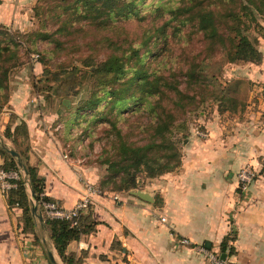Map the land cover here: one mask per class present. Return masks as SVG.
Here are the masks:
<instances>
[{
	"label": "trees",
	"instance_id": "obj_1",
	"mask_svg": "<svg viewBox=\"0 0 264 264\" xmlns=\"http://www.w3.org/2000/svg\"><path fill=\"white\" fill-rule=\"evenodd\" d=\"M34 8L44 26L49 21L57 24L43 36L55 44L42 49L27 45L11 25L0 23V110L9 99L11 72L25 63L23 53L36 50L47 64L74 46L103 51V58L86 57L79 67L81 86L89 84L90 94L71 105L62 103L71 109L64 119L68 132L74 122H86L89 134L96 125H107L102 160L109 176L101 179L102 190L110 183V190H129L141 180L178 168L191 118L203 115L209 102H215L220 113L244 109L238 96L212 84L210 61L217 56L232 62L263 60L257 39L248 31L259 24L257 14L264 15V0H52L37 2ZM48 81L40 78L33 85L44 82L41 87L48 88ZM13 121L4 134L15 144L23 165L11 148L0 144L3 166L20 173L18 185L6 194L7 202L22 209L19 225L24 231H35L41 214L64 263L81 264L82 257L68 245L93 229L94 221L82 214L72 225L68 219L45 215L38 201L46 179L29 161L28 124ZM263 171L264 161L259 168ZM228 237L221 241V253L233 251Z\"/></svg>",
	"mask_w": 264,
	"mask_h": 264
},
{
	"label": "crops",
	"instance_id": "obj_2",
	"mask_svg": "<svg viewBox=\"0 0 264 264\" xmlns=\"http://www.w3.org/2000/svg\"><path fill=\"white\" fill-rule=\"evenodd\" d=\"M34 1L0 0V23L28 22L32 16L22 13V7ZM25 67L9 77V99L0 110V144L15 149L5 126L26 120L29 161L45 176V192L72 206L84 194L91 168L75 163L64 150L61 131L49 124L58 112L37 111ZM246 118L216 111L203 119L206 135L191 129L178 168L139 187L94 195L83 213L94 221L93 229L72 240L68 250L82 257L81 264H207L199 246L209 241L210 248L221 252V241L230 236L233 251L225 253L231 263L264 264V171L248 190H241L237 176L244 165L262 167L264 121ZM21 213L0 189V264H65L41 214L32 232L19 225ZM184 237L190 242L183 243Z\"/></svg>",
	"mask_w": 264,
	"mask_h": 264
},
{
	"label": "rangeland",
	"instance_id": "obj_3",
	"mask_svg": "<svg viewBox=\"0 0 264 264\" xmlns=\"http://www.w3.org/2000/svg\"><path fill=\"white\" fill-rule=\"evenodd\" d=\"M41 1L43 4H47L52 0H36L30 6H23L22 13H26L28 16H32V18L29 19L28 22H19L16 25L11 26L18 36L25 40L27 45H36V47L40 49L46 46L52 48L55 42L52 41L47 43V39L43 38V36L47 31L55 29L57 24L49 21L46 26L43 25L40 15L36 14L34 8L36 3ZM257 18L259 24L257 27H252L248 33L253 39H257V45L263 51V60L260 63L241 60L232 62L217 56L213 61H210L207 71L214 73L212 80L213 85L219 88L223 86L226 87L230 93L238 96L244 101L243 110L238 106L239 109L236 112H232L234 117H247L246 119L249 121L255 118L259 122H263L264 15L258 13ZM62 38H65L64 35H62ZM21 50L23 51L24 49ZM104 54L105 53L101 50L92 51L87 48L74 46L70 49L68 54L58 53L49 61V63L44 64L40 60L39 52L33 50L29 55L23 53V61L25 63L20 65L22 66L26 64L24 73L28 76L30 74L32 85L40 78H49L48 83H50V87L48 88L41 87V85H44V82H41L38 87L33 85L32 91L33 97H35V107L38 112L45 111L48 114L50 112L55 113V111L62 112H58L57 115L53 116L54 118L51 117L52 119L49 121V124L57 126L58 130L61 131L64 150L75 158V163L85 162L89 165L88 167L91 168V171L88 172L86 177L98 185H101V179L109 176L107 163L102 160L104 157L102 147L104 141L107 139L105 136L107 125L105 123L98 124L93 128L94 133L89 134V132H86V122H83L82 124L74 122L71 123L72 127L68 132L65 126L67 123L64 119L69 116L71 109L66 108L62 103L65 102L71 105L76 103L80 98L87 97L90 94L91 86L89 84L81 86L79 67L84 66L86 57L93 56L97 59H101L104 57ZM20 66L13 69V71H17V69L21 70L23 67L20 68ZM35 71L36 73H34ZM182 85L185 86V83L182 82ZM209 103L210 104L203 115H197L195 117L194 114V118L192 116L190 121L191 129L194 127L203 129V119H208L213 113L219 111L215 102ZM225 113L229 114L230 112ZM135 116L136 115H134V117ZM98 136H102L103 139H97ZM134 137H139V135H135ZM252 166L259 172V167L257 165L253 163ZM147 179L149 178L141 180L140 185ZM111 186L112 184L110 183L107 187ZM107 187H105L106 190H110Z\"/></svg>",
	"mask_w": 264,
	"mask_h": 264
},
{
	"label": "built area",
	"instance_id": "obj_4",
	"mask_svg": "<svg viewBox=\"0 0 264 264\" xmlns=\"http://www.w3.org/2000/svg\"><path fill=\"white\" fill-rule=\"evenodd\" d=\"M197 132L200 135H206L205 130L201 128H197ZM256 175L257 171L252 165L247 164L242 166L237 173L240 188L242 190H248ZM18 178H20L18 170L7 169L0 162V189L4 194H7L10 189L18 185ZM102 192L103 190L98 184L90 179H86L84 194L72 206H66L58 200L47 198V193L45 191L41 192V198L38 202L47 217L68 219L71 221L72 225H75L79 217L89 209L94 201V195L101 194ZM34 201L37 202L35 199ZM163 219H165V217H163ZM182 242L189 243L190 239L184 237ZM199 248L207 257V264H231L227 258L221 256V252L204 244H201Z\"/></svg>",
	"mask_w": 264,
	"mask_h": 264
},
{
	"label": "water",
	"instance_id": "obj_5",
	"mask_svg": "<svg viewBox=\"0 0 264 264\" xmlns=\"http://www.w3.org/2000/svg\"><path fill=\"white\" fill-rule=\"evenodd\" d=\"M11 152L14 154V155H16L17 157H18V159H19V164L20 165H23V162H22V160L20 159V157H19V153H18V151L17 150H15V149H11ZM30 190H31V193H32V197H33V199H35V197H34V191L32 190V188H30ZM143 196H145V197H147L145 194H143V193H141ZM33 211H37V204L35 203L34 204V206H33ZM40 219H43V216L42 215H40ZM206 245L208 246V247H211V243L208 241V242H206ZM221 256L223 257V258H226V256H227V254L225 253V252H222L221 253ZM50 257H51V259H53V256H52V253L50 252Z\"/></svg>",
	"mask_w": 264,
	"mask_h": 264
}]
</instances>
